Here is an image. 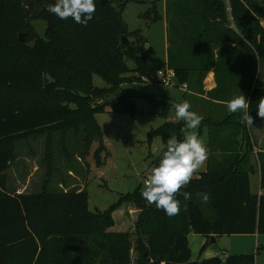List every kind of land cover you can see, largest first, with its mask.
Segmentation results:
<instances>
[{"label":"trees","instance_id":"trees-1","mask_svg":"<svg viewBox=\"0 0 264 264\" xmlns=\"http://www.w3.org/2000/svg\"><path fill=\"white\" fill-rule=\"evenodd\" d=\"M127 1L116 6L95 0L96 12L84 26L49 13L55 0H0V264H256L257 252L192 260L189 243L190 233L209 238L264 234V161L260 162L263 192L254 193L252 126L239 122L242 113L203 116L202 124L211 128L210 150L223 157L214 164L210 154L208 170L182 189L191 198L177 197L179 215L170 217L149 205L139 188L121 195L104 212L89 209V194L83 188L50 191L46 184L33 194L9 189L6 171L17 158L20 140L46 135L52 161L54 136L66 140L72 131L84 134L88 152L101 136L95 116L106 110L105 104L95 106L96 100L115 94L125 82L131 71L127 59L136 64L138 76L158 80L145 54L148 39L139 30L129 31L123 18ZM159 1L153 0L145 14L154 22L162 19ZM165 2L167 61L178 83L187 84L190 92L207 93L212 103L221 105L244 94L253 125L259 123L257 110L264 98V0ZM37 19L47 21L44 37L33 25ZM20 33H25L23 41ZM129 34L135 39L125 43L123 35ZM211 71L217 85L206 92L204 80ZM95 75L109 87L97 86ZM139 95L156 100L139 90L122 91L106 104L135 112ZM190 110L200 115L195 108ZM184 126L182 120L167 121L149 139L161 136L166 150L169 138L183 140ZM216 128H235L236 139L220 140L213 133ZM103 150L101 144L95 151L97 164ZM68 151L64 146L63 152L70 155ZM201 194L208 195L207 202ZM124 204L140 211L135 246L130 233L109 230L116 224L113 211ZM132 249L139 254L134 263Z\"/></svg>","mask_w":264,"mask_h":264},{"label":"rangeland","instance_id":"rangeland-1","mask_svg":"<svg viewBox=\"0 0 264 264\" xmlns=\"http://www.w3.org/2000/svg\"><path fill=\"white\" fill-rule=\"evenodd\" d=\"M108 1L117 6L120 0ZM152 1L128 0L124 7L123 18L129 31L139 30V33L148 39V43L145 44V54L148 62L157 71L168 67V19L165 0L157 4L158 10L162 13V19L154 22L145 16L152 6ZM33 25L40 36L44 37L47 21L37 19ZM128 38L132 41L135 36L129 34ZM127 63L131 71L125 74V82L120 85L117 92L104 99L96 100L95 106L105 104L106 110L95 116L101 136L91 144L88 152L84 150V134L75 135L72 131L68 133L66 140H62L60 134L54 136L52 161L47 154L46 135L31 136L18 141L17 158L6 171L11 192L40 193L46 184L50 191L83 188L89 194V209L94 212L98 210L104 212L117 203L121 195L134 192L137 188L142 190L143 180L151 169L158 165L160 156L165 150L162 137L156 136L150 141V133L169 121L170 114H175L174 107L168 109L169 104L181 103L191 94L189 87L184 88L183 84L176 80L173 85H164L157 80L156 76L153 78L138 76L134 61L127 59ZM94 81L97 86L109 87L100 76L95 75ZM138 90L153 95L156 100L152 101L143 95L137 96L135 112L117 110L106 104L122 91ZM197 104L194 108L202 116H209L207 112L209 110H220L221 115L229 113L226 105L212 103L210 100H203ZM250 130L254 144L251 156L254 170L250 172V187L252 192L257 193L261 187L260 162L264 161V118H261L260 122L253 125ZM196 131L208 149L207 160L196 173L197 175L208 170L210 154L214 157V164L223 156L220 151L212 153L210 150V126L201 123ZM213 133L220 140H235L237 136L235 128L225 130L216 128ZM101 144L104 150L100 155L101 164H97L94 154ZM64 146H67L70 155L63 152ZM255 146L260 150L255 152ZM122 207L113 211L116 225L109 230L130 233L135 246L136 222L140 211L128 205ZM189 243L192 260H202L217 255L226 257L231 254H254L256 248L254 245L256 238L249 234L221 235L216 242H211V238L203 234L190 233ZM206 243H208V249L202 252L201 249ZM259 243L257 247H260V252L256 254V264H264V234ZM131 255L134 263L139 254L132 249Z\"/></svg>","mask_w":264,"mask_h":264},{"label":"clouds","instance_id":"clouds-1","mask_svg":"<svg viewBox=\"0 0 264 264\" xmlns=\"http://www.w3.org/2000/svg\"><path fill=\"white\" fill-rule=\"evenodd\" d=\"M47 11L61 20L72 18L77 24L87 26L96 12L95 0H55ZM229 113H242L241 124L253 126V117L249 113L250 103L244 94L237 95L225 102ZM191 104L185 100L174 105L175 117L184 121L183 140L175 136L167 141L166 150L160 156L158 165L153 167L143 180L141 196L149 205H155L168 216L179 215L182 195L185 200L191 198V193L182 191L192 181L196 173L203 167L208 157V149L196 129L204 117L191 111ZM257 115L264 118V98L258 105ZM204 202L209 197L201 194Z\"/></svg>","mask_w":264,"mask_h":264},{"label":"crops","instance_id":"crops-1","mask_svg":"<svg viewBox=\"0 0 264 264\" xmlns=\"http://www.w3.org/2000/svg\"><path fill=\"white\" fill-rule=\"evenodd\" d=\"M168 62V61H167ZM217 83H216V79H215V73L213 71H211L207 77L205 78L204 80V89L207 91H210L212 89H214L216 87ZM191 96H188L186 98V100L191 104V106L194 108L197 107V103L198 102H202L203 100H209L208 97H207V93L205 94H197L196 92H190ZM208 112V115H213V117H217V116H221L222 112L220 110H215L214 112H211L210 110L207 111ZM212 113V114H211ZM176 117H175V114H170L169 115V121H176ZM258 150H260L259 148H257L255 146V152H257ZM261 188V187H260ZM260 191V190H259ZM259 193V192H258ZM125 206H127L126 204H124ZM123 206V205H122ZM121 206V207H122ZM128 207H131L130 205H128ZM123 208V207H122ZM116 225V224H115ZM115 227V226H114ZM250 236H252L253 238H256V243L254 244L256 246L255 250H254V253H259L260 252V240L262 239V234H258V233H255V234H249ZM219 237V236H218ZM218 237H216V241L218 240ZM255 240V239H254ZM259 243V246L257 247V244ZM207 249H208V246H207ZM256 253V254H257ZM223 258H225L224 256L222 255H219Z\"/></svg>","mask_w":264,"mask_h":264},{"label":"built area","instance_id":"built-area-1","mask_svg":"<svg viewBox=\"0 0 264 264\" xmlns=\"http://www.w3.org/2000/svg\"><path fill=\"white\" fill-rule=\"evenodd\" d=\"M157 77L160 83L164 85H173L174 81H177L176 72L174 69L167 67L165 69H159L156 71ZM184 88H188L187 84H183ZM263 190L260 188L259 194H261Z\"/></svg>","mask_w":264,"mask_h":264},{"label":"water","instance_id":"water-1","mask_svg":"<svg viewBox=\"0 0 264 264\" xmlns=\"http://www.w3.org/2000/svg\"><path fill=\"white\" fill-rule=\"evenodd\" d=\"M100 1H101V5H105L108 2V0H100ZM19 38H20V40L23 41L25 39V33H20ZM128 40H129V38L126 35H123V41L125 43H127ZM211 242H216V236H212Z\"/></svg>","mask_w":264,"mask_h":264}]
</instances>
